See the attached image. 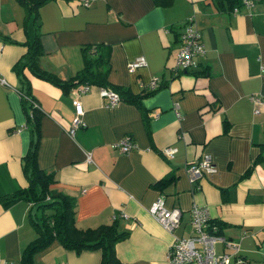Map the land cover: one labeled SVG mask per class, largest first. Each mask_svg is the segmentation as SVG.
<instances>
[{"label":"crops","instance_id":"0c3cea01","mask_svg":"<svg viewBox=\"0 0 264 264\" xmlns=\"http://www.w3.org/2000/svg\"><path fill=\"white\" fill-rule=\"evenodd\" d=\"M240 1L232 11L213 0H173L164 8L151 0H47L38 6L35 30L16 0H0V77L6 82L0 84V194L26 183L20 159L32 135L21 76L12 69L24 41L37 34L39 65L63 79L82 66V45L105 43L106 80L128 89L138 104L118 97L106 106L98 86L64 91L22 68L41 110L36 163L52 171L50 187L73 198L75 224L115 219L126 230L114 244L119 264H167L172 233L189 234V207L197 204L221 223L220 235L236 243L243 264H264V0ZM186 17L205 48L196 73L173 68L179 22ZM138 56L143 64L128 68ZM151 76L158 85L143 94ZM74 96L83 124L68 135ZM123 135L135 144L126 152L110 146ZM203 153L214 169L190 180L185 167ZM159 194L165 207L180 210L172 232L148 211ZM29 204L0 202V263L19 264L34 235ZM222 247L214 243L216 253ZM99 258L98 249L76 253L52 240L32 264H97Z\"/></svg>","mask_w":264,"mask_h":264},{"label":"trees","instance_id":"16d2710c","mask_svg":"<svg viewBox=\"0 0 264 264\" xmlns=\"http://www.w3.org/2000/svg\"><path fill=\"white\" fill-rule=\"evenodd\" d=\"M30 14L37 30L36 13L38 6L47 0H16ZM154 5L168 7L173 0H151ZM238 0H213L221 9H231L237 5ZM179 22V26L185 21ZM24 51L12 64L15 74L21 76L20 88L22 104L25 112V125L31 132L28 147L21 156V171L26 180L25 185L16 187L0 194V202L8 205L18 199L29 202L26 210V219L34 235L27 241L20 251L19 264H32L33 255L52 240L57 241L63 248L79 252L86 249H98L100 258L97 264H119L120 261L114 252V244L126 235V230L117 227L115 219L108 223H99L95 226H78L74 222V201L66 193L52 188L49 183L53 180V173L45 170L36 163V148L39 136L40 108L33 104L29 83L22 75V68H26L32 75L45 79L52 84L67 91L69 87L86 83L89 86H106L117 93L121 99L137 102V96L128 89L112 84L106 80L107 71V44L87 43L81 47L82 66L68 78H60L50 71L42 68L38 63L41 47L37 34L30 40L24 41ZM186 72L196 73L192 69ZM23 76V77H22ZM153 89H145L147 94ZM162 177L165 180L167 177ZM160 182V180H159ZM219 233L221 223L216 222Z\"/></svg>","mask_w":264,"mask_h":264},{"label":"built area","instance_id":"2783aa9c","mask_svg":"<svg viewBox=\"0 0 264 264\" xmlns=\"http://www.w3.org/2000/svg\"><path fill=\"white\" fill-rule=\"evenodd\" d=\"M251 0H241L240 3L248 6L251 5ZM82 4H87V0H81ZM237 5L231 7L235 11ZM205 48L201 40L199 29L189 17L179 26L178 31V46L174 56L173 68L180 72L192 69L197 66L198 58L204 54ZM142 56L136 57L133 61L128 63V68H134L143 64ZM0 84H6L4 79L0 77ZM158 85L156 76H151L146 82V89H153ZM89 87L88 84L83 83L75 86L74 93L84 92ZM98 92L105 97L103 102L106 106L113 105L117 100V93L109 87L98 86ZM253 101L259 102L256 97ZM35 105V103L33 102ZM73 115L69 121L67 128L68 135L74 132V128L82 125L80 118L82 113V106L77 97L71 98ZM257 111V108H254ZM178 115V111H176ZM110 146L117 148L122 152H126L135 144L128 135H123L119 139L110 143ZM163 152L170 155L173 149H165ZM85 158L90 159L89 154L86 153ZM214 169L210 163L208 153H203L198 160L189 162L185 170L190 180H194L201 175V172L210 173ZM151 216L160 223V225L168 230L173 231V228L178 223L180 210L177 207L167 208L164 206L162 196L159 194L151 202L148 207ZM189 225L190 232L187 235H176L172 233V240L167 246L165 257L167 264H243V259L236 255V243L227 240L220 233H217V223L213 222L208 217L207 209L204 206L192 204L189 207ZM220 241L222 243V250L219 253L215 252L214 243ZM0 264H11L4 261Z\"/></svg>","mask_w":264,"mask_h":264}]
</instances>
